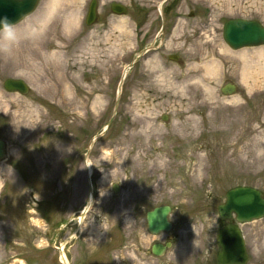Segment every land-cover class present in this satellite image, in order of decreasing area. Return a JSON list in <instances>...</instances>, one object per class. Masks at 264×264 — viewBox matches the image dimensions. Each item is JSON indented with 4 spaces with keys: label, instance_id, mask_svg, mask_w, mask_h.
<instances>
[{
    "label": "rangeland",
    "instance_id": "1",
    "mask_svg": "<svg viewBox=\"0 0 264 264\" xmlns=\"http://www.w3.org/2000/svg\"><path fill=\"white\" fill-rule=\"evenodd\" d=\"M89 1L40 0L15 35L0 33V45L10 46L0 52V264H60L57 247L75 264H121L110 248L133 216L130 263L218 264L225 192L249 185L264 195V46L232 49L222 28L238 17L264 24V0H166L178 4V17L161 49L182 62L150 51L122 80L137 47L136 9L148 14L140 29L151 27V41L164 0H115L125 14L99 0L100 18L88 26ZM211 62L217 74L205 71ZM8 77L24 79L28 92L6 91ZM228 81L235 94L220 91ZM91 181L93 205L79 223ZM160 204L172 207L173 225L155 235L145 213ZM240 226L246 264H264V217ZM167 237L165 253L151 254V243Z\"/></svg>",
    "mask_w": 264,
    "mask_h": 264
},
{
    "label": "water",
    "instance_id": "2",
    "mask_svg": "<svg viewBox=\"0 0 264 264\" xmlns=\"http://www.w3.org/2000/svg\"><path fill=\"white\" fill-rule=\"evenodd\" d=\"M40 0H0V20L7 18L13 25L23 20L26 16L35 11ZM161 4V13H163ZM111 10L116 14H125L127 6L121 3H113ZM192 14V13H191ZM99 20L96 0H91L85 16V24L92 25ZM2 30V26H0ZM222 36L224 41L232 49H240L252 46H264V24L256 19L230 18L223 24ZM138 58H135L137 60ZM174 60L172 56L169 58ZM134 62H131L122 71L121 80L126 75V69ZM121 82L118 88H120ZM3 87L8 92H18L25 94L29 90L28 84L20 78H6ZM237 86L234 82H226L221 86L220 91L226 95L235 94ZM118 99L116 100L117 105ZM115 105V106H116ZM168 116H162L166 121ZM111 119L106 123V128L110 125ZM95 136L91 138L88 149L92 146ZM5 141L0 138V162L7 157ZM88 153V152H87ZM86 153V155H87ZM88 170V169H87ZM118 191V185L113 184V192ZM93 205L91 187L87 196V203L79 214V220H82ZM172 207L167 204L158 205L148 210L146 213V222L148 231L152 234L168 232L172 228L170 213ZM218 216L225 221L223 225L216 230V260L218 264H246L248 261V252L245 246V238L241 230L243 223L251 222L264 217V195L262 191L254 186L235 185L225 192L224 200L217 206ZM166 245L154 243L152 252L157 255H163ZM62 261L67 264L66 257L62 248H58Z\"/></svg>",
    "mask_w": 264,
    "mask_h": 264
},
{
    "label": "flooded vegetation",
    "instance_id": "3",
    "mask_svg": "<svg viewBox=\"0 0 264 264\" xmlns=\"http://www.w3.org/2000/svg\"><path fill=\"white\" fill-rule=\"evenodd\" d=\"M96 2H97V8H98L99 0H96ZM113 2H119V1L111 0L108 3H106L107 8L110 10L111 13H112L111 6H112V3ZM103 4H105V3H102L101 5H103ZM177 7H178V4L175 2L173 4V6H171V7H169V5L164 6V8H163V14L159 10V14H158L159 15L158 18L160 20L159 28L157 30L156 37L153 40H151V41H147V39L150 37L151 32H152L151 27L150 28H148V27L147 28H143V30L140 29L142 26H144L145 21H146L145 18H147L148 14H147L146 11H144V12L141 11L140 8H137L136 9L138 11H137V14H136V22H135V28H134V30H135V38H136V42H137L136 43L137 47H136V50H135L134 55H133V60L135 58H137V57H138V60L137 61L143 60L144 56L148 52L155 51V50H160L161 53H165V55H166V57L168 59L170 58V56H172L174 58V60H173L174 62H176V63L177 62L178 63H181L182 62V60L180 58V54H178V52H176V51H168V52H165V50L161 49V43L165 40L166 29H167L168 25L171 26L172 19L175 20L178 17L176 15ZM87 9H88V6H87ZM163 15H164V17H163ZM163 18H164V20H165V18H168V19H171L172 18V19L167 24H165ZM228 82H230V81H228ZM3 121H4V119H2V120L0 119V123L3 122ZM0 138H2V137H0ZM2 139L5 141V145H6L5 147L7 148L6 140L4 138H2ZM118 187H119V185H118ZM112 190H113V185H112ZM82 210H80L78 212V215L76 216V218H74V219H77L79 223L81 221V220H79V214L81 213ZM147 211H146V213H147ZM146 213H145V223H146V228H147ZM26 218L27 219H32V217H29V216H26ZM132 218H133V223L135 224V221H136L135 216H133ZM71 220H72V218H71ZM133 225H131V224H129V225L128 224H125L124 229H128V230L125 231V232H123V234L120 236V241H119L118 246L116 248H110V251H113L114 252L113 253L114 255L112 256V258H114L116 256V254L118 253L119 254L118 256H120V258H121V260L119 259L121 261V264H132V263L129 262L130 260H129V257L127 256V254H129V248H132V245L134 244L133 243V240H136V237H137L136 231L132 227ZM14 227L17 230V226H14ZM147 230H148V228H147ZM104 241H105V245H108V244H110L112 242V237H109L108 239H105ZM13 242H15V244L18 243L16 241H13ZM156 242L157 243H161L163 245H166L167 242H170V244H172V239L170 237H167V239H164L162 242L161 241H153L151 243L150 247H149L150 252L153 255H155V254L152 252V245L154 243H156ZM9 247L12 248L14 246L11 245V244H9ZM58 248L59 247H57V250H58ZM167 249H168V247L166 248V250ZM63 251H64V248H63ZM19 253H21V252H19ZM58 256H59V260L58 261L60 262V264H65L62 261V259H61L59 250H58ZM65 257H66V260H67V264H75V263H73V258H71V261H69V259H68V257L66 255H65ZM24 258L26 260V257H24ZM84 260L85 259L83 258L82 261H84ZM82 263L83 262H80L79 264H82Z\"/></svg>",
    "mask_w": 264,
    "mask_h": 264
},
{
    "label": "bare ground",
    "instance_id": "4",
    "mask_svg": "<svg viewBox=\"0 0 264 264\" xmlns=\"http://www.w3.org/2000/svg\"><path fill=\"white\" fill-rule=\"evenodd\" d=\"M33 32L34 31H29L28 33H27V37L29 38V39H31V37H32V34H33ZM13 35H15V31L13 30ZM12 36V35H11ZM10 36V37H11ZM32 40V39H31ZM29 43V42H28ZM30 44V43H29ZM34 44H36V46H38V45H42V44H44L43 42L42 43H40L39 41L38 42H36V41H31V45H34ZM20 45V44H19ZM36 48V47H35ZM21 51V50H20ZM226 51H228V50H226ZM37 52V51H36ZM38 53V52H37ZM242 56H248V53L247 52H243L242 54H241ZM246 62H247V65H248V61L246 60ZM219 69H220V64L218 63V62H211V63H209V64H206L205 65V71L207 72V74H211V75H213V74H217L218 72H219ZM90 172H91V168H89V174H90ZM62 250H63V248H62ZM65 256V255H64Z\"/></svg>",
    "mask_w": 264,
    "mask_h": 264
},
{
    "label": "clouds",
    "instance_id": "5",
    "mask_svg": "<svg viewBox=\"0 0 264 264\" xmlns=\"http://www.w3.org/2000/svg\"><path fill=\"white\" fill-rule=\"evenodd\" d=\"M0 26H2V30H0V33H3L5 35V38L13 35L14 25L6 17L0 20ZM9 50L10 46L0 45V52H8Z\"/></svg>",
    "mask_w": 264,
    "mask_h": 264
}]
</instances>
